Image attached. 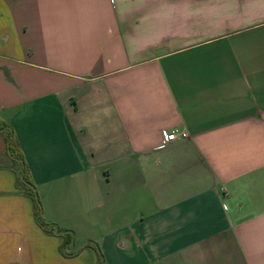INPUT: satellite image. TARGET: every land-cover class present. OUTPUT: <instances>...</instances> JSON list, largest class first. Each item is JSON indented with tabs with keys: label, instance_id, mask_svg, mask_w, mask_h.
Segmentation results:
<instances>
[{
	"label": "crops",
	"instance_id": "1",
	"mask_svg": "<svg viewBox=\"0 0 264 264\" xmlns=\"http://www.w3.org/2000/svg\"><path fill=\"white\" fill-rule=\"evenodd\" d=\"M0 119L102 264H264V0H0ZM13 167L0 135V264H98Z\"/></svg>",
	"mask_w": 264,
	"mask_h": 264
},
{
	"label": "trees",
	"instance_id": "2",
	"mask_svg": "<svg viewBox=\"0 0 264 264\" xmlns=\"http://www.w3.org/2000/svg\"><path fill=\"white\" fill-rule=\"evenodd\" d=\"M0 135L3 136L7 152L14 162L13 169L17 174V185L24 189L25 194L31 198L33 202L34 216L37 224L41 229L49 235H58L63 238V241L60 245V251L65 257H73L78 254L80 251L73 254L66 252V249L70 247L75 241L74 233L66 228H62L56 224L48 222L43 214V205L39 197L36 185L31 177L30 171L27 167L25 157L19 145L17 136L14 132V129L11 125L5 123L0 119ZM85 247H94L98 251L99 264L103 262L102 251L92 244H87Z\"/></svg>",
	"mask_w": 264,
	"mask_h": 264
},
{
	"label": "built area",
	"instance_id": "3",
	"mask_svg": "<svg viewBox=\"0 0 264 264\" xmlns=\"http://www.w3.org/2000/svg\"><path fill=\"white\" fill-rule=\"evenodd\" d=\"M189 135L185 131H180L177 129L174 130H163L161 133L162 146L165 147L172 142H175L179 139H187Z\"/></svg>",
	"mask_w": 264,
	"mask_h": 264
},
{
	"label": "rangeland",
	"instance_id": "4",
	"mask_svg": "<svg viewBox=\"0 0 264 264\" xmlns=\"http://www.w3.org/2000/svg\"><path fill=\"white\" fill-rule=\"evenodd\" d=\"M39 194V193H38ZM39 197H40V195H39ZM43 205V204H42ZM87 244H91V243H87ZM87 244H85V242H80V241H77L76 239H75V241H74V245H71L69 248H67L66 249V252L67 253H72V251H76V252H78V251H82V249L87 245ZM95 252H96V254H98V251L95 249ZM70 258H73V257H70ZM97 258H98V255H97ZM97 263L99 264V262L97 261Z\"/></svg>",
	"mask_w": 264,
	"mask_h": 264
}]
</instances>
